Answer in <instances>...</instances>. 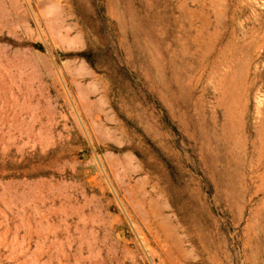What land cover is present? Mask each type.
I'll use <instances>...</instances> for the list:
<instances>
[{
    "label": "rangeland",
    "instance_id": "rangeland-1",
    "mask_svg": "<svg viewBox=\"0 0 264 264\" xmlns=\"http://www.w3.org/2000/svg\"><path fill=\"white\" fill-rule=\"evenodd\" d=\"M0 264H264V0H0Z\"/></svg>",
    "mask_w": 264,
    "mask_h": 264
},
{
    "label": "bare ground",
    "instance_id": "bare-ground-1",
    "mask_svg": "<svg viewBox=\"0 0 264 264\" xmlns=\"http://www.w3.org/2000/svg\"><path fill=\"white\" fill-rule=\"evenodd\" d=\"M12 31V30H11ZM235 83H236V81H235ZM234 84V83H233ZM231 86V85H230ZM237 87V86H236ZM239 90V89H238ZM244 90V89H243ZM231 91V90H230ZM234 94V93H233ZM237 94V93H236ZM227 97H228V95H227ZM235 112V111H234ZM243 114V113H242ZM239 117V116H238ZM235 120V119H234ZM242 131V130H241ZM242 133V132H241ZM243 134V133H242ZM263 134V133H262ZM243 136H245V135H243ZM245 138V137H244ZM262 144V143H261Z\"/></svg>",
    "mask_w": 264,
    "mask_h": 264
}]
</instances>
